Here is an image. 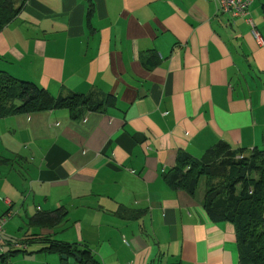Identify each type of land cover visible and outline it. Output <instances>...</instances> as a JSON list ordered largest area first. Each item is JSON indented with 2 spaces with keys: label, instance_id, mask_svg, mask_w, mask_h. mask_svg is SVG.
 Segmentation results:
<instances>
[{
  "label": "crops",
  "instance_id": "crops-1",
  "mask_svg": "<svg viewBox=\"0 0 264 264\" xmlns=\"http://www.w3.org/2000/svg\"><path fill=\"white\" fill-rule=\"evenodd\" d=\"M248 11L264 40V0ZM0 72L81 96L0 118V264L28 247L62 264L50 243L92 264H243L203 182L169 177L186 156L264 148V47L246 18L215 0H27L0 32Z\"/></svg>",
  "mask_w": 264,
  "mask_h": 264
},
{
  "label": "trees",
  "instance_id": "trees-1",
  "mask_svg": "<svg viewBox=\"0 0 264 264\" xmlns=\"http://www.w3.org/2000/svg\"><path fill=\"white\" fill-rule=\"evenodd\" d=\"M26 1L0 0V32L19 15ZM80 98L72 95L54 99L35 84L0 72V118L60 108L72 109ZM201 181L209 215L233 224L242 263L264 264V148L235 152L219 146L200 160L186 156L169 177L173 188H183L189 193L194 192ZM59 215L60 212H54L50 221H58ZM35 219L40 220V217ZM41 252L60 256L76 254L81 264H92L86 251L70 245L50 243Z\"/></svg>",
  "mask_w": 264,
  "mask_h": 264
},
{
  "label": "built area",
  "instance_id": "built-area-1",
  "mask_svg": "<svg viewBox=\"0 0 264 264\" xmlns=\"http://www.w3.org/2000/svg\"><path fill=\"white\" fill-rule=\"evenodd\" d=\"M253 1L254 0H215V3L220 12L228 14L229 16H231V18H246L251 25V33L255 39L256 44L258 46L264 47V40L261 34L249 19L248 9ZM3 224L4 219L0 218V253L3 251Z\"/></svg>",
  "mask_w": 264,
  "mask_h": 264
},
{
  "label": "rangeland",
  "instance_id": "rangeland-1",
  "mask_svg": "<svg viewBox=\"0 0 264 264\" xmlns=\"http://www.w3.org/2000/svg\"><path fill=\"white\" fill-rule=\"evenodd\" d=\"M239 158H242V157L239 156ZM38 250L39 248L37 247H32V248L28 247V249L26 250H23V248L14 249L10 253L12 254L10 255V259L8 257L6 258L8 262L11 260V262L7 264H37V262H40V261L49 263L50 258L54 256V255H45L47 257L44 258L40 255V253H38ZM22 255L30 256L29 258L31 259L29 261H26L23 259ZM54 258L56 257L54 256Z\"/></svg>",
  "mask_w": 264,
  "mask_h": 264
},
{
  "label": "water",
  "instance_id": "water-1",
  "mask_svg": "<svg viewBox=\"0 0 264 264\" xmlns=\"http://www.w3.org/2000/svg\"><path fill=\"white\" fill-rule=\"evenodd\" d=\"M62 264H80V259L74 254L71 258L67 256H61Z\"/></svg>",
  "mask_w": 264,
  "mask_h": 264
}]
</instances>
